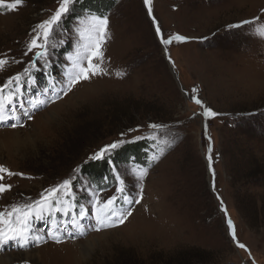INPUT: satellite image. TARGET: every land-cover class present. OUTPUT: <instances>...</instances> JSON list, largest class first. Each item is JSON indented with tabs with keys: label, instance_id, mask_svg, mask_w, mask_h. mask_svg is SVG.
I'll return each instance as SVG.
<instances>
[{
	"label": "rangeland",
	"instance_id": "1",
	"mask_svg": "<svg viewBox=\"0 0 264 264\" xmlns=\"http://www.w3.org/2000/svg\"><path fill=\"white\" fill-rule=\"evenodd\" d=\"M57 7V0H25L18 11L0 12V58L6 53L25 62L0 72V84L26 66L29 33ZM262 10L264 0H153L162 32L191 38L169 47L173 67L143 0H117L108 13L111 39L105 47L111 75L78 85L23 128H0V165L32 177L6 178L12 190L0 196V210L37 199L45 188L75 175V169L82 182L91 184L80 172L82 165L98 162L88 158L120 140L122 133L125 141L156 135L175 143L149 169L142 206H135L124 226L25 251L5 247L0 264H252L250 255L256 264H264V179L242 178L249 166L264 170V39L255 34V25L228 28L257 16L261 19L256 24L264 23ZM74 24L67 28L69 36ZM54 51L48 72L59 80L73 51L72 39ZM117 72L126 75L120 78ZM34 76L39 88L49 79L45 72ZM194 87L219 114L207 121L213 152L220 155L213 162L215 191L207 166L205 121L199 115L193 118L202 110L183 93L191 94ZM158 122L172 125L148 127ZM247 158L258 166L245 164ZM118 171L129 173L127 187L136 191L131 170ZM105 189L101 199L114 194L115 179ZM78 199L83 203L88 197L78 193ZM221 200L227 217L220 211ZM228 218L249 252L231 241ZM25 252H34L31 260L23 259Z\"/></svg>",
	"mask_w": 264,
	"mask_h": 264
},
{
	"label": "snow or ice",
	"instance_id": "2",
	"mask_svg": "<svg viewBox=\"0 0 264 264\" xmlns=\"http://www.w3.org/2000/svg\"><path fill=\"white\" fill-rule=\"evenodd\" d=\"M80 0H57L58 7L49 18L36 24L29 35L23 56H29L26 66L21 72L10 76L0 84V128H23L39 112L50 104L62 100L68 96L78 85L91 83L94 79L110 76L106 64L105 47L111 39L109 30V16L96 14L89 11L74 17L75 24L69 36V30L65 28V22L75 12V6ZM146 7V15L154 27L155 37L162 46L164 54L170 63L169 47L173 43H185L190 37L181 34L165 35L156 17L153 15V0H143ZM25 6V0H0V12H14ZM264 11V10H262ZM260 16L253 20H244L237 24L228 25L229 29L242 28L244 25H255L254 32L264 39V23ZM73 41V51L66 56L67 64L62 70V78L57 80L52 77L48 70L52 67V56L55 49L63 46L67 40ZM202 39H208L203 37ZM0 58V72L5 71L10 64L25 63L22 59L8 57L2 54ZM45 72L49 79L47 84L39 88L34 73ZM116 75L123 78L126 73L117 72ZM199 89L194 87L189 96L190 102L199 106L202 110L193 113L204 118V134L208 139L207 166L212 173V188L215 191V171L213 169V148L211 137L208 134L207 121L219 115L207 107L199 98ZM153 130L164 129L166 125L150 123L148 126ZM139 129H129V132ZM125 133L121 139L104 146L91 155L90 161H103L112 166L115 179V192L106 199H101V192L107 189L97 190L93 185L82 182L79 169H75V175L64 179L62 182L45 188L39 193L37 199L28 198L26 202L14 203L0 210V251L5 247L17 250H28L30 247H38L49 241L62 244L67 241H75L78 238H86L90 232H102L124 226L133 216L136 205L142 206L144 199V181L152 168L165 155L175 139L158 138L152 135L150 139L156 141L153 145L155 151L147 157L146 166H137L131 170V176L136 181L137 190L132 191L127 187L125 177L127 172L117 170L114 162L110 159L112 153L126 142H135L142 137H135L132 141H125ZM26 177L24 173L14 172L0 165V196L12 190V185L5 183L6 178ZM77 182H80L77 187ZM78 193H84L88 199L83 203L78 199ZM217 199H220L217 196ZM220 211L227 217V209L223 201H220ZM43 224L44 227L37 225ZM227 229L231 241L235 247L249 252V249L237 239L234 222L227 219ZM250 255V253H249Z\"/></svg>",
	"mask_w": 264,
	"mask_h": 264
},
{
	"label": "trees",
	"instance_id": "3",
	"mask_svg": "<svg viewBox=\"0 0 264 264\" xmlns=\"http://www.w3.org/2000/svg\"><path fill=\"white\" fill-rule=\"evenodd\" d=\"M116 3L117 0H80V2L75 6V12L67 18L66 20L67 26L65 28H69L70 24L75 21L74 17L80 16L81 14H87L89 11L96 14L108 15V13L114 8ZM39 75L40 74H38V76ZM39 81H42L43 83L42 76L39 79ZM195 106L198 107L197 105ZM167 123L168 122H158V124H163L166 126L172 125ZM177 124L180 125L179 122H177ZM204 141L207 144V149H208L209 141L208 139L207 140L204 139ZM153 145H154L153 141H151V139L148 136H144L143 138L139 139V141L122 145L120 148H118L112 153L110 159L114 162L117 170L120 169L121 167L129 168V170H132L137 166H146L147 157L151 155L152 152L155 151ZM232 147H234V145ZM239 152L243 154V152L238 151V153ZM212 155H213V161H217V159L220 157V155H217L216 152H212ZM206 156H207V151H206ZM245 164L258 166V162H253L251 161L250 158L249 159L247 158ZM82 166L83 167L80 169V172L85 174L88 181H91V184L92 185L94 184L96 188L105 189L108 188L109 184L113 183L114 179L112 173V166L107 162V160L98 161L93 164H87ZM263 174H264L263 168H259V167L253 168V166H249L248 170L244 172V176L242 178L250 181L254 179L261 180L264 179ZM250 196L251 194L248 195L247 193L245 195V197L251 199ZM249 259L252 262V264H256L253 258L251 257V255L249 256Z\"/></svg>",
	"mask_w": 264,
	"mask_h": 264
},
{
	"label": "bare ground",
	"instance_id": "4",
	"mask_svg": "<svg viewBox=\"0 0 264 264\" xmlns=\"http://www.w3.org/2000/svg\"><path fill=\"white\" fill-rule=\"evenodd\" d=\"M41 249H38L37 251H40ZM25 251V250H24ZM36 251V252H37ZM33 254H34V252H32V253H29V252H25V253H23L22 254V256H23V259L25 260V259H32V256H33ZM22 258V257H21ZM1 259H3V257H1Z\"/></svg>",
	"mask_w": 264,
	"mask_h": 264
},
{
	"label": "water",
	"instance_id": "5",
	"mask_svg": "<svg viewBox=\"0 0 264 264\" xmlns=\"http://www.w3.org/2000/svg\"><path fill=\"white\" fill-rule=\"evenodd\" d=\"M146 8V7H145ZM163 49V48H162ZM184 93V95H186V93L185 92H183ZM186 97L188 98V96L186 95Z\"/></svg>",
	"mask_w": 264,
	"mask_h": 264
}]
</instances>
